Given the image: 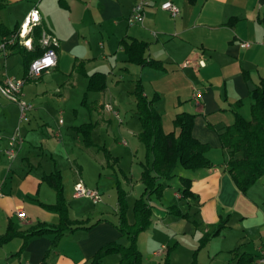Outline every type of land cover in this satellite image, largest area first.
I'll return each mask as SVG.
<instances>
[{
    "label": "crops",
    "instance_id": "crops-1",
    "mask_svg": "<svg viewBox=\"0 0 264 264\" xmlns=\"http://www.w3.org/2000/svg\"><path fill=\"white\" fill-rule=\"evenodd\" d=\"M135 1L0 0V42L34 8L41 15L42 34L58 40L56 67L22 89L34 108L29 121L21 123L24 142L13 162L5 149L20 125V109L0 93V235L10 226L22 234L39 223H60L59 213L47 207L57 203V193L44 179L56 171L61 173L70 219L92 226L66 232L53 250L52 233L28 240L20 234L0 246V264H88L109 243L128 245L116 227L117 200L111 207L99 189V183H113L119 175L96 135L101 125L106 134L112 130L113 109L123 108L126 93L138 118L137 81L149 100L158 97L155 107L163 127L165 114L172 122L179 113L194 115L192 135L210 147L206 157L212 163L196 171L179 170L160 199L151 197L152 224L138 237L144 261L163 264L169 254V264H191L197 252L199 264H238L242 255L250 260L241 264H264V178L240 191L226 168L228 154L219 137L234 122L237 102H242L239 113L251 119L250 91L264 79V0H150L144 22L130 25ZM165 1L177 5L179 15L162 10ZM30 38L33 49V33ZM133 39L147 44L145 57L155 66L128 61L123 41ZM244 42L249 46L242 47ZM19 46L0 52V82L25 77L23 52L32 49ZM17 60L22 67L16 66ZM94 73L106 76L105 91H88V75ZM83 110L90 118L95 113V120L82 121ZM138 123L140 132L139 118ZM86 124L93 125L91 146L79 131ZM114 146L109 148L111 156ZM87 172L96 180L89 181ZM140 176L135 181L129 176L128 202L130 194L140 197L144 191ZM182 178L192 180L195 200L182 197ZM79 179L100 191V204L74 196ZM173 206L190 217L169 213ZM19 210L25 220L19 219ZM128 220L134 222L129 211ZM220 221H225L223 230L200 248L204 234ZM14 240L19 242L13 246ZM119 262L120 255L111 254L101 264Z\"/></svg>",
    "mask_w": 264,
    "mask_h": 264
},
{
    "label": "trees",
    "instance_id": "trees-1",
    "mask_svg": "<svg viewBox=\"0 0 264 264\" xmlns=\"http://www.w3.org/2000/svg\"><path fill=\"white\" fill-rule=\"evenodd\" d=\"M19 29V28H18ZM7 32L4 35L9 37L17 32ZM42 27L36 26L33 33V49L23 52L26 74L31 62L41 56L45 49L40 44ZM0 33L2 26L0 25ZM125 50L128 54V61L132 64L145 66L156 63L145 57L147 44L138 40L124 42ZM20 44L9 47V50H19ZM21 50V49H20ZM25 74V75H26ZM31 81V80H27ZM106 76L102 73L88 75V91L102 92L106 90ZM134 96L136 98V110L141 124L139 139L145 145L147 159L142 163L140 180L144 186V191L138 197L132 207L134 222L128 220L130 205L128 193L122 187L121 181L117 180V216L116 227L128 240V245L116 242L109 243L102 247L92 257L88 264H101L105 257L111 254H119V264H149L143 259V255L138 247L139 235L149 229L152 224L153 208L150 204L151 196L156 195L160 199L171 181L179 170L196 171L212 166L206 157L210 147L202 144L192 135L194 126V115L189 113H179L176 115L173 125L175 130L165 132L163 128V118L155 107L158 97L149 100L143 91L140 81L136 82ZM251 119H245L239 109L242 102L239 101L233 106L235 114L234 122L227 126L223 132L219 133L222 148L227 152L228 159L226 168L236 187L245 193L260 179L264 178V79L250 91ZM93 125L86 124L79 128L84 136L86 146L92 145L91 132ZM106 158H112L111 154L104 150ZM45 181L56 191L57 203L54 206H47L60 215L58 225L39 223L25 232H17L10 226L8 232L0 235V246L10 241L12 238L22 235L28 240L31 237L52 233L55 235L52 250L57 247L58 242L68 231H73L79 227H85L82 222H74L70 219L68 203L63 196L62 177L59 171L44 177ZM183 189L181 195L185 199H196V195L191 190L192 180L182 178ZM169 213H175L183 218H189L188 213H182L178 206L169 209ZM225 227V221H220L211 226L200 242V248L204 247L213 237L220 234ZM247 256H240L238 264L249 261ZM163 264H169V254ZM191 264H199L197 252Z\"/></svg>",
    "mask_w": 264,
    "mask_h": 264
},
{
    "label": "built area",
    "instance_id": "built-area-1",
    "mask_svg": "<svg viewBox=\"0 0 264 264\" xmlns=\"http://www.w3.org/2000/svg\"><path fill=\"white\" fill-rule=\"evenodd\" d=\"M150 5V0H136L131 14L127 21L130 25L142 24L145 19V10ZM161 9L168 11L173 17H176L180 13V9L171 1H165L161 4ZM41 24V15L37 8L32 9L16 33L12 34L8 38H4L0 42V52L6 54L9 51V47L15 44H21L29 49H32V39L30 35L36 26ZM41 46L45 49L44 53L38 58L34 59L27 71V74L23 78H16L13 76L7 77L0 82V93L9 101L18 104L20 109V125L16 127L14 132L8 139V147L5 149V155L10 162H13L18 156L20 149L24 142V136L22 133L21 123L29 121V112L34 108V105L26 101L22 96V89L27 80H36L43 73L56 67L57 65V51L58 40L48 33H43L40 39ZM242 47H248L249 43L244 42ZM186 62V64H188ZM200 96L198 91L196 97ZM74 196L78 198H88L95 205L102 202V194L98 189L87 187L81 179L76 181L74 185ZM19 219L25 220L26 215L23 211L17 212Z\"/></svg>",
    "mask_w": 264,
    "mask_h": 264
},
{
    "label": "rangeland",
    "instance_id": "rangeland-1",
    "mask_svg": "<svg viewBox=\"0 0 264 264\" xmlns=\"http://www.w3.org/2000/svg\"><path fill=\"white\" fill-rule=\"evenodd\" d=\"M23 64L19 63V60H17L16 66L22 67ZM18 68V67H17ZM124 103L123 108H120L119 110L114 108L113 109V128L112 130H109V132L106 134L102 131L101 125L98 129V133L96 135L97 143L102 147L103 150H107L110 153L109 148L111 146H114L115 151L112 154L111 163L114 164L115 169L112 170L113 172L116 171V173L119 175L114 178H110L113 180V183L109 181H103L99 183V189L101 191H104V198L105 202L111 205V207H115L116 200L118 196V190H117V180L121 181L122 187L128 191L130 189V185L128 184L129 176L133 177V181H135V178H139L140 173L142 171V163L146 161L147 159V153L145 145L141 142L139 139V123L138 118L135 114V112H131V109L134 110L135 106L134 104L131 105L127 102L128 99H126V94H124ZM84 116L82 117V121H93L95 120V113H92L93 116L90 118L87 114V111H82ZM86 113V114H85ZM171 119V120H168ZM164 131L170 132L175 130L172 118L170 116L168 117V114H165L164 119ZM116 140L119 142L126 141V145H122L121 143L118 145L116 143ZM117 151V152H116ZM118 153V155H116ZM103 153L100 155L102 156ZM88 176L87 179L89 181H95L96 178H94V175L90 172H87ZM86 174V175H87ZM119 177V178H118ZM86 180V181H88ZM139 182V180H138ZM175 181L172 182L174 184ZM90 186L95 185L94 183L89 184ZM139 195V194H138ZM154 198L157 199L156 195H153ZM136 197L133 194H130L129 197V203H130V210H129V218L130 221H133V214H132V204ZM152 197V196H151ZM19 240H14L13 246L15 244H18Z\"/></svg>",
    "mask_w": 264,
    "mask_h": 264
}]
</instances>
